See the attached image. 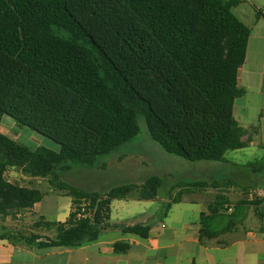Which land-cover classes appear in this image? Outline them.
<instances>
[{
	"label": "trees",
	"instance_id": "obj_1",
	"mask_svg": "<svg viewBox=\"0 0 264 264\" xmlns=\"http://www.w3.org/2000/svg\"><path fill=\"white\" fill-rule=\"evenodd\" d=\"M238 3L0 0V123L8 116L60 146L32 148L0 131V219L16 218L45 196L9 181L6 172L14 168L48 178L72 205L64 223H35L54 230V238L37 242L36 234L0 233V241L79 247L111 227L114 200L156 199L163 186L158 176L106 195L59 179L74 166L106 168L100 159L137 137L142 121L163 151L187 161L224 162L226 153L246 148L250 133L236 120L234 106L243 95L238 77L250 28L232 11ZM253 165L264 171V159ZM207 185L182 183L172 203ZM211 215H217L214 208ZM122 230L148 238L151 227ZM207 233L211 239L221 234ZM127 250L114 245L116 253Z\"/></svg>",
	"mask_w": 264,
	"mask_h": 264
},
{
	"label": "crops",
	"instance_id": "obj_2",
	"mask_svg": "<svg viewBox=\"0 0 264 264\" xmlns=\"http://www.w3.org/2000/svg\"><path fill=\"white\" fill-rule=\"evenodd\" d=\"M232 11L250 28L247 56L238 77L243 95L235 102L234 115L240 126L249 131L251 142L246 148L230 151L232 159L228 152L225 161L219 162L227 174L196 181L208 185L198 188L193 193L195 198L182 196L178 203H172V199L171 208L154 226L109 221L111 227L98 240L79 247L40 248L19 239L1 240L0 264H264V193L259 189L264 185V171L253 165L264 157L243 163L240 159L258 153L264 156V0H239ZM205 170L211 173L212 168ZM45 197L16 218L3 219L8 229L0 233L36 234L41 237L37 242L46 241L54 230L36 227L34 222V230L27 234L15 224L29 216L64 223L69 216L60 221L39 215ZM257 201L260 204L256 207ZM211 208L217 215H211ZM29 222L22 225L26 227ZM220 223L222 227L218 228ZM134 225H149L148 238L122 230ZM204 230L221 234L206 238L202 235ZM116 243L126 245L128 250L116 253Z\"/></svg>",
	"mask_w": 264,
	"mask_h": 264
},
{
	"label": "rangeland",
	"instance_id": "obj_3",
	"mask_svg": "<svg viewBox=\"0 0 264 264\" xmlns=\"http://www.w3.org/2000/svg\"><path fill=\"white\" fill-rule=\"evenodd\" d=\"M0 131L24 146L32 148L43 146L54 151L60 149L57 143L18 124L8 116L2 118ZM233 157V152H229L228 158L232 159ZM263 157L258 153L255 156H242L240 159L243 163L247 160L257 161ZM100 162L105 163L106 168L74 166L71 170L61 173L59 179L77 189L97 192L102 195H106L114 187L128 184L141 185L152 176L163 179V186L159 190L158 197L154 200L128 199L112 202L110 222L120 224H149L154 226L160 223L162 214L168 211L167 205L178 195L180 192L179 186L182 183L204 181L212 178L211 175L216 177L227 174L223 165L219 162H191L166 153L151 139L143 121L141 122V132L137 137L111 155L102 157ZM206 167L212 168L211 173L205 170ZM6 177L13 183L34 187L45 193L46 197L43 204L40 205L39 215L45 214L49 216L48 219H58L60 221H65L69 216L71 198L58 193L50 185L48 178H33L15 168L9 169L6 172ZM259 189L264 193L263 184L259 186ZM197 191L198 188H191L189 193L184 191L183 196L195 198L196 196L193 193ZM211 192L213 193L212 189ZM209 196L211 197V195ZM40 219L36 216H29L23 219L22 222L15 224L21 228L23 233L30 234L34 230V222ZM27 221H30V225L24 227V222ZM5 222V220L0 219V232L8 229V224ZM217 227L221 228L222 224L220 223ZM50 235L55 237V232L50 233Z\"/></svg>",
	"mask_w": 264,
	"mask_h": 264
}]
</instances>
